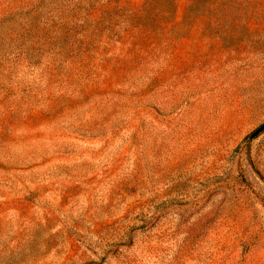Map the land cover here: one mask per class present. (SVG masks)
I'll return each instance as SVG.
<instances>
[{
	"label": "rangeland",
	"instance_id": "obj_1",
	"mask_svg": "<svg viewBox=\"0 0 264 264\" xmlns=\"http://www.w3.org/2000/svg\"><path fill=\"white\" fill-rule=\"evenodd\" d=\"M0 264H264V0H0Z\"/></svg>",
	"mask_w": 264,
	"mask_h": 264
}]
</instances>
